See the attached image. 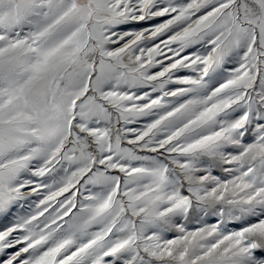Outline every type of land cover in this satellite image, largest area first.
<instances>
[{"label": "snow or ice", "instance_id": "snow-or-ice-1", "mask_svg": "<svg viewBox=\"0 0 264 264\" xmlns=\"http://www.w3.org/2000/svg\"><path fill=\"white\" fill-rule=\"evenodd\" d=\"M8 217L0 264H264V0H0Z\"/></svg>", "mask_w": 264, "mask_h": 264}, {"label": "rangeland", "instance_id": "rangeland-1", "mask_svg": "<svg viewBox=\"0 0 264 264\" xmlns=\"http://www.w3.org/2000/svg\"><path fill=\"white\" fill-rule=\"evenodd\" d=\"M162 22V18H158L154 21H149V22H141L139 24H135V25H132V27H135V28H143V27H147L149 24H153V23H160ZM164 37H161L160 39H163ZM158 42V41H156ZM151 43L152 42H149V44L147 46H151ZM159 70L158 68L157 69H153V71H157ZM181 74L183 75H187V74H190V70H185L183 71ZM146 122V119H140L138 120L136 123L130 125L131 127H140L142 126L144 123ZM214 175H222L220 170L219 169H216L213 173ZM36 197L34 196L33 197V200H35ZM15 211V210H14ZM24 211H27V204L24 205V208L23 210L20 211V214H23ZM202 215V214H201ZM12 217H8L7 219L5 218H0V230L3 229V227L6 225V224H9L10 221H11ZM202 219L204 222L208 223V224H213L217 221L218 217L215 216V215H212V214H209L208 216H203L202 215ZM196 226H199L195 221H190L189 223V227L192 228V227H196ZM238 227V222H233L231 224H229V229H235ZM171 235V234H170ZM15 249H11L9 251H14ZM2 255V254H0Z\"/></svg>", "mask_w": 264, "mask_h": 264}]
</instances>
